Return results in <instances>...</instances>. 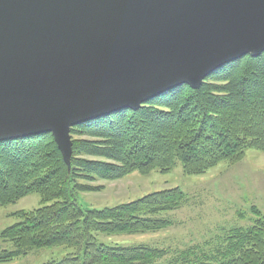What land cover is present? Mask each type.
<instances>
[{
    "label": "trees",
    "instance_id": "obj_1",
    "mask_svg": "<svg viewBox=\"0 0 264 264\" xmlns=\"http://www.w3.org/2000/svg\"><path fill=\"white\" fill-rule=\"evenodd\" d=\"M70 134V173L51 134L0 142V206L30 194L44 204L16 214L19 221L1 232L12 249L0 251V262L65 246L73 252L45 264H156L167 254L163 248L107 245L96 235L168 227L159 216L185 202L181 190L101 210L81 208L75 191L94 190L91 183L98 180L167 172L177 162L185 173L200 175L241 160L248 149L264 151V52L224 66L197 89L183 85L135 111L77 125ZM252 212L257 217L251 225L224 229L213 250L189 245L163 264H264V213Z\"/></svg>",
    "mask_w": 264,
    "mask_h": 264
},
{
    "label": "water",
    "instance_id": "obj_2",
    "mask_svg": "<svg viewBox=\"0 0 264 264\" xmlns=\"http://www.w3.org/2000/svg\"><path fill=\"white\" fill-rule=\"evenodd\" d=\"M264 52V0H0V142L70 131Z\"/></svg>",
    "mask_w": 264,
    "mask_h": 264
},
{
    "label": "rangeland",
    "instance_id": "obj_3",
    "mask_svg": "<svg viewBox=\"0 0 264 264\" xmlns=\"http://www.w3.org/2000/svg\"><path fill=\"white\" fill-rule=\"evenodd\" d=\"M70 168L69 161L67 173H70ZM79 180L76 178V183ZM91 185L94 190L74 193V201L83 209L115 207L173 188L186 195L185 202L179 208L159 216L170 221V225L162 230L96 235L98 242L107 245L163 248L167 254L164 260L161 258L156 262L163 264L175 251L189 245L199 246L207 252L213 250L218 240L220 243L224 229L236 224L251 225L257 217L253 209L264 213V151L248 149L241 160L222 162L200 175L185 173L182 164L177 162L167 172L153 170L147 175L133 173L127 178L98 180ZM41 201L39 195L30 194L15 204L0 206V234L19 221L16 214L43 206ZM4 249H12L11 244L0 238V251ZM71 252L73 250L65 246L40 249L0 264H45L60 260Z\"/></svg>",
    "mask_w": 264,
    "mask_h": 264
}]
</instances>
